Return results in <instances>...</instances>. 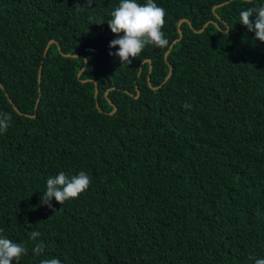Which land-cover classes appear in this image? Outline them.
I'll return each instance as SVG.
<instances>
[{"label": "trees", "instance_id": "obj_1", "mask_svg": "<svg viewBox=\"0 0 264 264\" xmlns=\"http://www.w3.org/2000/svg\"><path fill=\"white\" fill-rule=\"evenodd\" d=\"M154 2L170 45L181 19L193 27L181 23L167 59L168 48L146 47L121 66L107 24L119 0H0V112L11 115L0 134V229L26 243L19 264L264 258V42L239 23L264 0ZM61 171L92 183L42 205Z\"/></svg>", "mask_w": 264, "mask_h": 264}, {"label": "clouds", "instance_id": "obj_2", "mask_svg": "<svg viewBox=\"0 0 264 264\" xmlns=\"http://www.w3.org/2000/svg\"><path fill=\"white\" fill-rule=\"evenodd\" d=\"M88 5L92 0H87ZM166 10L154 0L140 3L138 0H119L118 6L111 11L107 24L113 34L118 38L110 42V48L118 47V51L110 52L119 58L121 66L130 65L132 60L138 58L146 47L156 49L169 48L170 41L165 37L163 28L166 24ZM239 23L246 26L249 32H254V39L264 42V5L248 8L239 13ZM122 34V35H121ZM185 109L191 105L185 103ZM11 115L0 112V134L7 132ZM92 181L90 176L81 171L69 176L61 171L55 176H50L46 181V190L42 193L41 204L51 208L53 198L61 205L65 202L78 199L86 192ZM0 229V264H19L22 257L28 254L26 243H17L5 237ZM41 233L30 232L31 241L35 242L32 252L40 256L44 251V244L38 242ZM254 264H264V258L249 257ZM40 264H61L59 258H46Z\"/></svg>", "mask_w": 264, "mask_h": 264}, {"label": "water", "instance_id": "obj_3", "mask_svg": "<svg viewBox=\"0 0 264 264\" xmlns=\"http://www.w3.org/2000/svg\"><path fill=\"white\" fill-rule=\"evenodd\" d=\"M228 2H230V1H227V2H223V3H220V4H218V5H215L214 6V11H216V8L218 7V6H222V5H224V4H226V3H228ZM183 21H188L189 23H190V26L191 27H193L192 26V23H191V21L189 20V19H187V18H183V19H181L180 20V22H179V25H178V30H179V34H180V36L177 38V39H175L172 43H171V46L168 48V50L166 51V53H165V58L167 59V57H168V55H169V53H170V51H171V48L173 47V45L176 43V42H178L182 37H183V31H182V29H181V23L183 22ZM210 22H214L213 20H211V21H208L206 24H205V26L203 27V28H201L200 30H195L196 32H202L204 29H205V27L210 23ZM228 30L229 29H227V30H225L226 32H228ZM54 40L53 39H50L49 41H48V43H47V45H46V47H45V49H44V53H46V51L48 50V47H49V45L53 42ZM58 50H59V52L63 55V56H70V57H78L79 55H77V54H71V53H64V52H62L61 50H60V47L58 46ZM149 62H150V69H152V62H151V59H147ZM86 64H87V61H86V59L84 60V64H83V66H82V68L77 72V77H80V74L83 72V70L85 69V67H86ZM172 71H173V68L171 67L170 68V72L168 73V75H167V77L165 78V81L171 76V74H172ZM150 79V78H149ZM38 81H40V74H38ZM83 81H86V79H84ZM153 88H157V87H155V86H152ZM97 93H98V88H97V84L95 83V89H94V96L95 97H97ZM140 94V92L138 91V95ZM138 95L136 96V97H138ZM9 101L12 103V100L11 99H9ZM37 102H38V100H37ZM37 102H36V105H37ZM111 104H112V106H113V109H112V111L110 112V113H113L115 110H116V106H115V104H113L112 102H111ZM14 108L16 109V107L14 106ZM149 110V107L144 111V112H147ZM135 115H139V114H135Z\"/></svg>", "mask_w": 264, "mask_h": 264}]
</instances>
